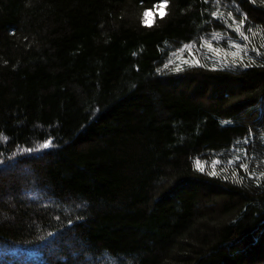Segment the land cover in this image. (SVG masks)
I'll return each instance as SVG.
<instances>
[{"label": "trees", "instance_id": "obj_1", "mask_svg": "<svg viewBox=\"0 0 264 264\" xmlns=\"http://www.w3.org/2000/svg\"><path fill=\"white\" fill-rule=\"evenodd\" d=\"M161 2L0 0V264H264V3Z\"/></svg>", "mask_w": 264, "mask_h": 264}, {"label": "snow or ice", "instance_id": "obj_2", "mask_svg": "<svg viewBox=\"0 0 264 264\" xmlns=\"http://www.w3.org/2000/svg\"><path fill=\"white\" fill-rule=\"evenodd\" d=\"M240 2H244V3H246V2H248V0H240ZM251 2H252V3H255V0H251ZM261 2L264 3V0H261ZM166 6H167V0H162L161 3H159L158 5H156L157 8H165ZM237 12H239V8H237ZM150 14H151V13H150L149 11H146V12L144 13L145 18H147ZM212 16H213L214 19L217 18V13H216V12H213V13H212ZM228 16H229V18H231V22H232V24H235V25H236V27L233 29V30L235 31V33H237L239 37H242L244 41H247V40H248V36L245 34L244 31H242V27L245 25V21L247 20V15H245V16H244L242 19H240L238 22H237L236 19L233 17V13H232L231 11L228 12ZM144 23H145V24L148 23L147 19H145ZM252 30H253L252 27L249 26V27H248V31H249V32H252ZM230 46L239 48V47H240V44L235 43V42H232ZM208 47H209V49H210L211 51L217 52V54H219V53H218V50L215 49V48H213L211 45H208ZM253 51H255L257 55H259L258 50H255V49H254ZM190 54H191V53H190ZM232 55H233V57H235L237 54H236V53H233ZM184 63H189V61L185 60ZM192 63H193L194 65L199 66V61H198V60H194V61H192ZM234 64H235V61H234ZM241 64H242V66L245 67V68H247V67L250 66L249 64H243L242 60H241ZM180 70H181L180 67L175 68V71H176V72H179ZM51 144H52L51 141L46 142V143H44V144L41 145V148H42L43 150H49L50 147H51ZM27 154H28V155H31V154H32V149H31V148L27 149ZM41 154H43V153H41ZM19 162H20V161H18V160H11L9 163L6 164L5 161L0 160V171L6 170V169H8L9 167L15 166V165H16L17 163H19ZM239 167H240L241 169H246V168H247V166L244 165V164H241ZM201 170H202V169H201ZM209 175L215 176L216 173L213 171V172L209 173ZM77 219H82V217H77ZM69 223L71 224V221H69ZM104 259H106V260H111V259H113V257H104Z\"/></svg>", "mask_w": 264, "mask_h": 264}, {"label": "rangeland", "instance_id": "obj_3", "mask_svg": "<svg viewBox=\"0 0 264 264\" xmlns=\"http://www.w3.org/2000/svg\"><path fill=\"white\" fill-rule=\"evenodd\" d=\"M156 12H157L158 14L155 15V16H153V14H155ZM156 12L150 14L147 18H145V19H147L148 24H152V23L154 22V19H156V17H158V15H159L160 17H163V15L165 14V8H158ZM43 151H45V150H43L42 148L39 150V152H43ZM39 152L32 153V154L37 155ZM20 157H27V155L24 153V154H22ZM20 157H19V158H20ZM11 168H15V170H18V171H19V169H21V170H24L26 173H29V169H25V168H23V166L15 165V166H12ZM5 172H6V171H5ZM5 172H3L2 174H4ZM26 173H25V174H26ZM2 174H1V175H2ZM25 192H26V191H21V192H20V193H21V194H20V198H23V196L25 195ZM56 243H58V240H56ZM51 248H54V247L51 246Z\"/></svg>", "mask_w": 264, "mask_h": 264}]
</instances>
